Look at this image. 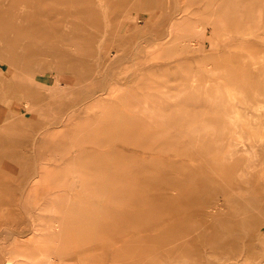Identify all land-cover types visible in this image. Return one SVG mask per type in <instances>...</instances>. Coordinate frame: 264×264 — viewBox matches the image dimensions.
Masks as SVG:
<instances>
[{
  "label": "rangeland",
  "instance_id": "obj_1",
  "mask_svg": "<svg viewBox=\"0 0 264 264\" xmlns=\"http://www.w3.org/2000/svg\"><path fill=\"white\" fill-rule=\"evenodd\" d=\"M0 264H264V0H0Z\"/></svg>",
  "mask_w": 264,
  "mask_h": 264
},
{
  "label": "bare ground",
  "instance_id": "obj_2",
  "mask_svg": "<svg viewBox=\"0 0 264 264\" xmlns=\"http://www.w3.org/2000/svg\"><path fill=\"white\" fill-rule=\"evenodd\" d=\"M55 89V87L54 86H50V90L51 91H53ZM22 97H23V99H25V102H29L28 100L30 99V98H32V94H30V93H28V92H26V91H24L23 92V95H22ZM35 105H33V107H34ZM41 106V105H40ZM39 106V107H40ZM45 107V106H44ZM35 108V107H34ZM43 108V107H42ZM40 109H41V107H40ZM37 110V109H36ZM43 110V109H42ZM41 111V110H40ZM250 151V150H249ZM248 151V152H249ZM251 154H253V153H251Z\"/></svg>",
  "mask_w": 264,
  "mask_h": 264
}]
</instances>
